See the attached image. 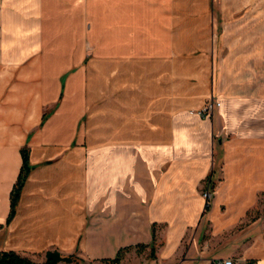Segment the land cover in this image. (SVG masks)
I'll return each mask as SVG.
<instances>
[{
  "label": "crops",
  "instance_id": "1",
  "mask_svg": "<svg viewBox=\"0 0 264 264\" xmlns=\"http://www.w3.org/2000/svg\"><path fill=\"white\" fill-rule=\"evenodd\" d=\"M263 199L264 0H0V251L264 264Z\"/></svg>",
  "mask_w": 264,
  "mask_h": 264
},
{
  "label": "trees",
  "instance_id": "2",
  "mask_svg": "<svg viewBox=\"0 0 264 264\" xmlns=\"http://www.w3.org/2000/svg\"><path fill=\"white\" fill-rule=\"evenodd\" d=\"M22 157H23V163L20 169V173L11 193V209L8 216V221H10L16 213V206L18 203V199L20 197L21 190L24 186L26 178L28 177V174L31 169V165L29 162L28 148L22 149ZM208 205L209 204L207 203L206 205L207 208ZM154 237H155V231H154ZM146 247L147 245L140 244L137 246V249L139 252H141ZM130 248L131 247L121 248L114 258H107L104 259L103 261L106 262L107 264H121L122 259L125 256V253L128 250H130ZM155 249H156L155 244H152L151 246L152 256L155 254ZM60 261L71 262L74 261V258L71 255H64L56 249L48 250L46 252V259L42 264H58ZM0 264H39V263L33 260L31 257L27 255H23L15 250H3L0 251Z\"/></svg>",
  "mask_w": 264,
  "mask_h": 264
},
{
  "label": "built area",
  "instance_id": "3",
  "mask_svg": "<svg viewBox=\"0 0 264 264\" xmlns=\"http://www.w3.org/2000/svg\"><path fill=\"white\" fill-rule=\"evenodd\" d=\"M219 102H216L213 98L207 100L203 107L197 110H191L192 113L196 112L202 117H207L212 114L213 109L216 105H219ZM211 195L210 190L204 192V196L209 198ZM215 264H258L256 260H249L242 257L230 256L226 258H219L214 261Z\"/></svg>",
  "mask_w": 264,
  "mask_h": 264
},
{
  "label": "rangeland",
  "instance_id": "4",
  "mask_svg": "<svg viewBox=\"0 0 264 264\" xmlns=\"http://www.w3.org/2000/svg\"><path fill=\"white\" fill-rule=\"evenodd\" d=\"M263 212H264V199L260 201L259 208L255 209V211H253L251 216L253 218L254 216H258L259 214H261ZM71 256L74 258V260H76L78 258V256L75 254H73Z\"/></svg>",
  "mask_w": 264,
  "mask_h": 264
}]
</instances>
